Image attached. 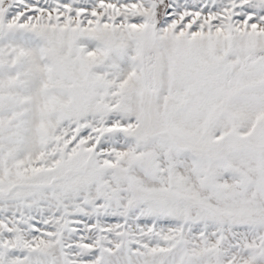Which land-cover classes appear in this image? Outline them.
Masks as SVG:
<instances>
[{"label": "snow or ice", "instance_id": "obj_1", "mask_svg": "<svg viewBox=\"0 0 264 264\" xmlns=\"http://www.w3.org/2000/svg\"><path fill=\"white\" fill-rule=\"evenodd\" d=\"M0 264H264V0H0Z\"/></svg>", "mask_w": 264, "mask_h": 264}]
</instances>
